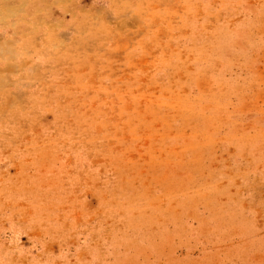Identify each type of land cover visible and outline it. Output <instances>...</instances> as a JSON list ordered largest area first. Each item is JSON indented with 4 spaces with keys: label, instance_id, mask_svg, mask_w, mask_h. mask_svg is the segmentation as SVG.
Wrapping results in <instances>:
<instances>
[{
    "label": "rangeland",
    "instance_id": "obj_1",
    "mask_svg": "<svg viewBox=\"0 0 264 264\" xmlns=\"http://www.w3.org/2000/svg\"><path fill=\"white\" fill-rule=\"evenodd\" d=\"M0 264H264V0H0Z\"/></svg>",
    "mask_w": 264,
    "mask_h": 264
}]
</instances>
